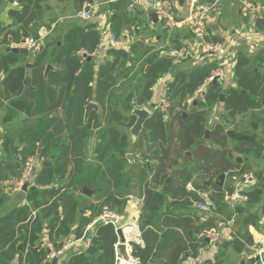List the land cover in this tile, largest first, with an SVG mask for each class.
Returning a JSON list of instances; mask_svg holds the SVG:
<instances>
[{
    "label": "trees",
    "instance_id": "1",
    "mask_svg": "<svg viewBox=\"0 0 264 264\" xmlns=\"http://www.w3.org/2000/svg\"><path fill=\"white\" fill-rule=\"evenodd\" d=\"M12 1L18 2V7L8 10V14L13 18L12 23L8 26L0 24V30L15 26L16 29L10 31L15 41H18L20 36L34 35L36 37L40 24L39 19L44 12L43 1L45 0ZM56 1L67 4L71 9L70 17L65 23L56 22L53 28L56 35H48L44 38V51L29 67L27 66L32 71L30 82H33L36 88L28 90L26 96H23V89L27 67L26 65L17 66L25 60L27 64L26 56L13 51L0 53V69L4 72V79L0 81V85L8 99L7 114L2 121H9L19 112H25L30 116L38 113L48 116L47 114L58 107L63 108L65 113L64 120L60 116L48 118L45 121L39 120L33 128L22 129L19 134L18 139L24 144L19 156L21 165L35 153L38 142L42 143L40 158L53 160L49 163L47 162L49 159H46L38 168L36 166L34 180L28 183L25 189L26 202L13 206L0 214V264H11L15 259H17V264H45L42 262L45 251L36 246V240L39 238L37 233L43 227L48 229L49 237L53 240L60 235L70 233H73L75 238H79L83 235L85 227L100 216L103 207L111 211L124 205V198L131 194L129 170L125 166L126 160L123 154L129 144V136L125 132L121 133L115 124L129 128L134 123L135 116L131 114L133 104H147L152 96L151 88L169 69H173L172 78L168 82L169 95L173 92L181 101L194 95L214 67V64L209 62L174 69L171 57L159 56L157 53L147 54L144 68L140 73L141 87L138 96L134 97L132 93H128L123 101L118 103L113 100V90L119 78H125L138 61L135 53L110 48L107 50V58L103 61L97 63L93 57L88 60L87 57L98 46L100 32L96 28V22L77 19L75 16L86 1L92 0ZM129 5L130 0H107L105 11H111L108 24L116 36H120L123 30L136 24L135 15L128 9ZM141 25L144 26L142 21ZM0 43L9 45L10 40L4 36ZM81 49L86 51L85 58L77 53ZM148 51L151 50L147 49L145 52ZM134 52H136L135 47ZM256 60L264 63V52L259 54ZM253 62L240 51L234 74L236 86L222 89L218 82L208 84L200 98L196 99L202 110H191L183 118V110L175 113L173 109L175 104H173L169 108V113H173L172 120L165 119L166 112L159 109L153 110L146 120L144 138L152 144L158 142L163 157L159 159L158 166L149 181V183L152 182V186L161 185L162 187L156 189V187L149 186V183H145L143 189L140 185L143 190H141L143 205L139 227L145 245L141 247L131 241L130 246L132 254L138 257L142 264L149 262L181 264L183 255L189 253V248L193 250L191 254H195L197 242L193 236L194 233L213 226L209 219L199 223V218L195 215L171 211L168 207L180 206L186 209L191 201L202 200L197 193L188 192L185 189V184L190 180L192 173L215 169L214 175L216 176L241 166L237 161L232 165L224 148L212 153L211 145H207L203 138L208 109L219 102L221 93L225 95L222 109L225 111L226 118H232L249 109L264 108V73H255L251 68ZM46 64L55 65L57 69L47 71L44 76ZM146 66L148 69L145 68ZM90 100L99 105L100 112L92 110L84 122L83 112ZM45 101H49L47 105ZM119 104L121 109L128 114H124L119 109ZM176 119L181 122V125L177 132L173 133L172 124ZM104 121L106 128L94 151L96 160L87 162V138L91 134L89 130L100 127ZM50 128L55 131H51ZM66 128L69 129L71 142L64 144L62 148L59 146L60 134ZM223 130L224 126L221 122H215L212 125L210 131L212 144L219 143L224 146ZM173 137L178 140L179 150L177 151L172 147ZM5 140L3 143H8V139L5 138ZM139 144L140 140L133 145V148L140 146ZM236 149L244 153L252 151L259 156L262 145L260 140L247 137L238 141ZM180 150L189 151L190 155H186L180 161L178 158ZM12 151L15 154L18 153L17 149ZM173 153L177 159H173ZM168 161L180 162L181 168L168 174L166 172L169 166ZM70 164H73V170L70 169L65 179ZM246 166L242 165L240 171L243 172ZM150 168L144 166L141 179H147V172ZM20 171L21 169L16 173L12 166L0 164V195L3 188L1 181L12 176H19ZM257 176L259 177L260 173H257ZM121 180L125 182L123 188H121ZM83 183L87 188L94 190L95 202L82 203L75 197L74 192L80 190ZM54 184L57 186L54 187ZM195 187L201 191L209 189L212 191L213 189L214 193L210 194V199L222 215L228 216L229 204L223 203V188L212 182L208 187L206 185ZM263 189L264 184L259 185L258 183L248 191L247 203L238 204L235 212L241 214L245 208L251 209L261 203ZM2 198L3 195L0 197V204ZM59 204L62 205L63 218L54 214ZM260 207V213L248 210V214L243 217V227L235 229L232 240L218 242L220 257L225 254L223 250L225 247L230 246L240 252L246 244H253V238L247 226L257 224L261 216H264V201ZM34 210L36 213L32 217L31 213ZM86 211H89L88 215H85ZM157 221L181 227L186 237L175 229H166L159 236L153 229H158L155 223ZM118 227L117 222L98 218L92 226V231H88L85 235L90 240L89 246L79 253L72 254L68 264H114L115 244L118 242L116 228ZM164 251L167 252L166 259L159 263L157 257Z\"/></svg>",
    "mask_w": 264,
    "mask_h": 264
},
{
    "label": "crops",
    "instance_id": "2",
    "mask_svg": "<svg viewBox=\"0 0 264 264\" xmlns=\"http://www.w3.org/2000/svg\"><path fill=\"white\" fill-rule=\"evenodd\" d=\"M155 1L156 0H130V5L128 6V9L135 15V16L134 15L133 16L135 17L136 24L134 26H131L130 28H127V29L122 31L121 35L118 37L124 38L123 40H124L125 44L123 45V47H119V48H115V49H123L126 51H133V53H135V54L138 53V61L140 59H142L144 56H148L150 54L149 51L145 52L147 49L145 51H143L140 48L139 50H141V51H139V50L137 51V48H136L137 46H135V45L133 46L132 44H131V46L129 45V41H128V37H129L128 33L129 32L128 31L132 30L133 28H135V30L138 31L140 29L141 30H145L147 28L156 29L158 27L165 30V28L162 25V22L159 19L157 22H153L149 18V13L152 12V11H150V7ZM249 1L256 4L257 6H259V10L254 11V13L256 14L255 19L250 17L249 15L247 17L243 16L242 5L240 3V0H200L201 3L208 4V5L212 6V8L209 11H207V13L205 14V21H206L205 22L206 26H205V30H204L205 31V39L213 40V41H224V43H225L226 37H227V39H229L232 42L231 44L228 43L227 46H225V47L226 48L228 47V49L230 51V56H232L233 64L231 65V67H232L231 72L233 73V75H230L229 77L223 78L222 79L223 81H221V79L217 80V82L219 83V85L222 89H226L227 87H230V86H233V87L236 86V83L234 81V79H235L234 74H235V66L237 63L238 54L240 51H242L243 54L248 56L251 61H254L252 63L251 68L255 73H258V74L264 73V63L260 62L258 60L255 61V58L257 57V59H258V55L261 54L262 52H264V0H249ZM57 3H60V2H57ZM17 5H18L17 1L11 2V0H0V24H2L4 26L11 25L13 18L8 14V10L11 8L18 7ZM178 5H179L178 6V9H179L178 17H180V18L185 17L186 16L185 14H188V11H189L187 1L183 0L182 2H180L178 0ZM99 6H100V4H99ZM45 9H49V8L48 7L44 8L43 15L39 20L42 21L43 18L46 16V19H45L46 24H42L40 22L38 30L36 32V37L34 35L28 36V37L20 36V39L18 41H15L10 34L11 30L16 29L15 26H9L8 28H6L3 31L0 30V40H2L4 36H7L8 39L10 40L9 45L0 43V53L5 52L6 48L8 46H11V47L17 46L19 43L22 42V39H26V38H33L34 40L35 39L36 40L42 39L44 42V38H46L48 35L51 34V32H53V28L55 27V24H56L55 21L51 20V19H53V18H51L52 16H50L49 15L50 13L46 12ZM105 10H106L105 6L99 8L97 13L88 21L96 22L97 23L96 28H98V26H100V22H101V15H102V13H104L105 19L107 20V23H108V19H109L110 14H108V11L106 12ZM141 21H142L144 26L141 25ZM245 22L248 23V25H249V23L252 24V27H253L252 38L249 37L247 39L246 37L248 35H246L245 33L242 32L243 31V25ZM20 35H22L21 32H20ZM99 37H101V35ZM155 37H156L157 41L164 43V48H165V45L168 41V34L166 33L165 39H164V36L160 35V34L156 35ZM171 37H172V39H171L172 43H174L173 45L175 47L186 46V47H189L190 49H192V52L189 55V57H187L185 59H171L172 60V66L174 69H175L174 65L176 64V62L178 63L181 61H185V62L190 61V63L188 64L187 67L198 66L197 64H199V65L205 64V63L201 62V60H199L200 58L198 60L192 58L194 52H200V51H198L196 49V47H198V46L195 45V41H197L198 38L195 35V33H193L189 29V27L187 25L174 29V32L172 33ZM98 45H99V43H98ZM134 47H135L136 52H134ZM163 49L160 50V53L162 54V56H167L165 53H162ZM29 50H31V49H29ZM95 50H96V53L93 55V57L103 61L104 60L103 58L104 57L106 58V56H107V51H104L103 49L99 48L98 46ZM166 51H167V49H166ZM104 52H105V55L103 54ZM167 57H169V56H167ZM26 59L29 60L27 56H26ZM25 61L20 62V63H25ZM48 65H50V64H48ZM53 66H55V65H51V68L47 69V64H46L45 70H44V76H46L47 71L57 69L56 67H53ZM26 67H27V65H26ZM28 67L26 68V70H27V77H29V89L28 90H30L31 88L35 89L36 87L33 84V82H30L31 78H32V71ZM145 68L148 69V66H146ZM184 68H186V67H184ZM171 71L173 72V69H169V71H167L160 78H158L156 83L151 88V91H152L151 99L147 104H145L148 108L151 109V112H150L151 114H152L153 110H155V109H152V105H153V103L157 102V100L159 98V94L161 93V91L163 89V81L169 82L172 78L173 74ZM165 75H167V76H165ZM127 76H129V73L127 74ZM3 79H4V72H3V70L0 69V81ZM221 94H223V93H221ZM196 95H198V94H196V91H195V93L192 97H189V98L181 100V101L177 97L175 98V99H177V101H174L172 98L173 104H176V102L183 103L182 107H180V110H175V107H174V112L176 113L177 111L183 110V118H184L188 113H190L191 110H202V108L199 107L197 104L198 100H196V98H195ZM199 96H201V95H199ZM224 98H225V95H224ZM223 100L224 99L220 98L219 102L214 104L211 109L207 108L209 112H208L207 123H206L205 128H206V130L209 131L208 132L209 137L204 136L203 139L205 140V143L207 145H211L210 147H211L212 153H215V151L217 149L224 148L227 151L226 156H227V158L230 159V161L232 162V165L234 164V162L237 161L238 163H240L241 166L243 165L245 167L247 165L245 163V158L244 157L241 159H240V157L233 158L230 149H228V134L226 133L228 128L225 129V125H227V123H229V122L233 123L234 117H239L240 115H246V114H251L252 116H254L253 115L254 113H256L258 110L264 111V108L258 107V108L249 109L246 112L236 114L232 118H230V117L226 118L225 117V111L222 109ZM121 101H122V99H121ZM121 101H119V103H121ZM48 102H46V105ZM89 102H91V100ZM92 102H95V101H92ZM7 106H8V99L5 96V93L3 91V87L0 85V164L3 166H12V168L15 169V171L17 173L20 169L22 170V167H23V164L21 165V163L19 161V156H20L21 150L24 146V144L22 142H20V140L18 139L19 134L21 133V130L22 129L27 130V129L33 128L36 125V122H38L39 120L45 121L48 118L59 117V116L62 117V119L64 120L65 119V113H64L63 108H59V107L56 108L54 111L50 112L49 114H47L48 116H45L42 113H38L34 116H30V115L26 114L25 112H19L12 119H10L7 122H4V121H2V119L7 114V110H8ZM137 106L140 107L143 105H137ZM118 107H120V106H118ZM119 109H121V107ZM99 110H100V107L97 111L100 112ZM121 111L124 114H128V112L123 111L122 109H121ZM216 112H218L219 117L214 116V115H216L215 114ZM168 114L170 116L167 117L165 114V119L168 118L167 120H172V114L173 113L171 114L168 112ZM88 116L85 115V109H84V112H83L84 122L87 120ZM263 119H264V117L263 118L259 117V118H257V121L262 123ZM175 122H177V126H174ZM215 122H221L224 126V130H223V134H225L224 146H222L219 143L212 144L210 142V131H211L212 125ZM24 123H32V124H34V126L28 127V128H23ZM180 125H181V122H179L176 119L172 124V127H173L172 132L176 133L177 129ZM115 126L117 127L118 125L115 124ZM235 127H238V125H236ZM105 128H106V122L104 121L100 127L93 128L92 130H89V132L91 134L88 136L87 140L89 141L91 138H94V135H96L97 134L96 132H98L97 140H96L97 144H98L99 138L103 135V131L105 130ZM263 129H264V127H263ZM47 130H49V129H47ZM50 130L53 131V128H50ZM236 130L241 133L240 130H238V129H236ZM54 131H55V129H54ZM141 132H143L142 135H140V133H139V137L136 140H131L129 138V142L132 144V146L140 140V144H139L140 146H138L136 148H132L131 149L132 151L130 153L139 151L143 155V157L147 159L148 162L144 165H140L138 162H136L134 159H132V157L130 156V153H126V155H125L126 159L125 160L129 164H133V165L135 164L136 165V167H137L136 172H135L136 174L139 173L140 168H141V173L144 172L143 171L144 166L145 167L147 166L148 168L151 167L152 169L150 168V170L147 172L148 173L147 179H141V176L137 178L135 175H133L131 173L132 170L130 169V167L127 166V163L125 164L126 168H128V170H129V176H130L129 183H130V187H131V191H130L131 194H129L128 196H126L124 198L125 199L124 205L119 206V207L111 210V212L115 215V217L111 221H113L114 223L117 222L119 224V227L122 228L123 233H124L126 227H128V226L133 228L132 230H130L129 233H127V235L124 233L127 245H130V242L133 241V242L139 244L141 247H143L145 245V243L142 239L141 230L139 227L140 226V213H141L142 205H143V198L141 196V190H142V188L144 189L145 183H149V181H150L149 177H151L153 175L155 168H157L158 163H159V159L161 157H163V152H162L161 148L159 147V145L157 144L158 142L156 143L157 145L152 144L150 141H147L144 138V133H146L145 128ZM121 133H123V132H121ZM60 136H61V141H60V145H59L60 147L63 148L64 144H68L71 142L70 133H69L68 128L63 129ZM142 136H143V138H142ZM21 137H22V135H21ZM247 137L249 139H252L251 133L248 130H245V131H243V135H241V137L237 138V141H240L241 138H247ZM5 138L8 139V143H6V144L3 143ZM143 140H145V142L142 143ZM258 140H260V144L262 145V139H258ZM97 144H95L94 151H95ZM87 145H88V143H87ZM237 145H238V142L235 143V146H237ZM172 147L174 149H176V151L179 150L178 149L179 148L178 140L175 137H173ZM41 148H42V143L38 142L36 145L35 153L32 156H30V157H33L34 160L36 161L37 168H38V166L41 165V162L45 161L46 159H50V158L44 159V157L40 158ZM13 149H17L18 153L15 154L12 151ZM38 149H40L39 159H36V155L38 154ZM262 150H263V145H262ZM235 151L240 152L237 149H235ZM181 153H184L185 156L190 155L189 151L180 150L179 151L180 156H178V158L182 157ZM240 153H244V152H240ZM248 153H250L251 155H253L255 157L260 156V155L256 156L252 151L248 152ZM248 153H246V154H248ZM261 153H262V151H261ZM86 154H87L86 161L87 162L91 161L88 158L87 149H86ZM173 154H174L173 159H177L175 156V153H173ZM95 156H96V154H95ZM154 158L156 160V163L152 165L151 159L153 160ZM93 161H95V160H93ZM47 162L50 163V161H47ZM167 163L169 164V166H167V169H166V172L168 174H169L168 171H170L173 168L176 170L181 168V165H179L180 162L176 161V162L170 163V161H168ZM133 165H130L131 168L134 167ZM178 165H179V167H177ZM139 166H141V167H139ZM246 167L249 168L248 165ZM72 168H73V164H70V166H68V168H67L65 179L68 177L69 171ZM174 169L171 173L174 172ZM214 171H215V169H211L210 171H207V172L205 171V173L212 172V174H210V176H208V178L204 179L202 185H206L208 187L209 185H211V182L215 183V179L218 175L215 176ZM258 173H260V176L258 177L259 178L258 183H259V185H262L264 183L261 184L260 181L263 179V177H262L263 175L261 172H258ZM13 177H16V176H12L8 179H11ZM175 178H177V176H175ZM232 179H235L234 176L227 174L224 176L223 185L222 186L218 185V186L223 188L222 190H225L227 187H231L233 185V183L231 182ZM122 180H121V188H123L125 186V182ZM167 181H169V178H167ZM135 183H137V185H135ZM151 184H152V182H150L148 185L151 186L152 188L156 187V189H160L162 187L161 185L152 186ZM186 184L192 186L191 178ZM186 184H185V189H186ZM84 185H86V184L83 183L81 189L74 192L75 197L78 198L82 203L87 202L89 200L88 198L89 197L91 198L92 195L94 196V194H95V192L92 188H88L92 192L91 195L85 194L83 192ZM140 185H142V188H140ZM196 185L197 184H194V188H193V186L191 188L187 187L186 190L188 192H190L192 190L193 192L197 193V195L199 194V192H204V191H201L200 189H196V187H195ZM202 185H200V186H202ZM27 186H26V188H27ZM56 186H57V184H54V187H56ZM26 188H22L20 191H16V193H14V195H12V196H10V194L7 195V194L3 193L1 190L0 197H2L3 194L4 195L2 198L3 200L0 204V214L4 213L5 211H7L9 208H11L13 206L24 204L26 202V198H25V189ZM68 192H70V190ZM212 192H213V189H212ZM225 202H226V204H229V207L227 208L228 209L227 210L228 216L224 215L225 216L224 219L227 220V224L224 227H221L220 225H218V226L214 225V223H213L214 219L212 218V216L215 215V214H213L214 209L212 211H210L209 213H207V216H205L204 211L192 209L189 207L188 204H187L186 209L185 208L183 209L180 206H170L168 208H169V210L175 211V212L191 213V214L195 215V217L199 218V220H198L199 223H202L203 221H206L207 219H209L213 223V226L211 228H220L222 230L223 237L219 241H223V240L230 241L233 239L232 238L233 233L235 232V229L233 228L234 225H232L234 223V216H232V215H234L233 213H237V212H235V207L238 204L244 205L247 202H245V203L244 202L231 203V202H227V201H225ZM225 202H223V203H225ZM234 204H236V205H234ZM259 204L260 203L256 204L251 209L245 208L242 211V213L240 214V216H241L240 223H239L237 228L243 227V217L248 214V212H249L248 210L255 211V212L258 211L259 213L261 212V207H260L261 204L260 205ZM230 209H233V211H231ZM186 210H188V212ZM32 213H34V214H32ZM32 213H31V215L33 217V216H35L36 211L34 210V211H32ZM54 214L60 215L61 216L60 218H63V211H62V205L61 204H59L58 208L54 211ZM88 214H89V211H86L85 215H88ZM218 214H221V213L219 212ZM98 217L93 219V221L85 227L83 235L79 238H75L74 234L70 233L68 235H60V237L53 240V239H50V237H49L48 229L46 227H43L42 230L37 233L39 238L36 240V246H38L39 249L43 250V248L41 247V244L44 240H51L56 245V247H60L65 241H69L70 245H69L67 251L61 257L56 258L53 261V264H68L69 258L72 254L79 253V252L85 250L89 246L90 240H89V238L87 239L85 235L88 231H92V226L97 221ZM155 223H156L158 229L153 228V226H151V227L156 231V233L159 236H161L163 234L164 230H166V229H175L183 237H186V233L184 234L182 232L181 227H176V226H173L172 224H162L160 221H157ZM257 229L261 230V232H259ZM247 230H248L249 234L252 235L253 243H254V240H256L259 242V244L264 245V216L263 215L258 220L257 224H249L247 226ZM134 231H136L138 234L137 233L135 234ZM197 233H199V232H197ZM197 233H194V235H193L196 242H197L195 254H191V253H193V250L189 248V253H185L183 255L181 264H218L219 262H221V261H215L216 259H221V258H224V256H225V254L221 257L219 256V251H220L219 245H218L219 241L215 242L214 245H212L211 243H208L207 241L201 242L198 239H196ZM255 234L258 235V238L255 237ZM129 235L134 236V238H129L128 237ZM118 242H119V239H118ZM118 242H117V244H118ZM169 242H171V241H169ZM19 244H20V249H21L22 240L19 242ZM247 246L249 247L250 245L246 244L240 252H237L235 249H233L229 246L231 248V250H233L236 254H231V262L230 263H228V261L224 259V261H222V263H220V264H235L236 260H237L236 264H242L241 263L242 261L245 262L244 264H256V262L259 263V260L255 261L254 263H246L249 257H255L256 256V255L253 256L252 250H250V254L247 255V252L244 250L245 247H247ZM242 252H244L245 255H244V253L242 254ZM24 253L26 254V251H24ZM166 253L167 252L164 251L162 253V255L157 257V261L159 263L165 261ZM44 257H45V255H44ZM44 257L42 259L43 263H44ZM263 259H264V257H263ZM180 260H181V258H180ZM11 264H17V259L13 260L11 262ZM147 264H154V263L149 262Z\"/></svg>",
    "mask_w": 264,
    "mask_h": 264
},
{
    "label": "built area",
    "instance_id": "3",
    "mask_svg": "<svg viewBox=\"0 0 264 264\" xmlns=\"http://www.w3.org/2000/svg\"><path fill=\"white\" fill-rule=\"evenodd\" d=\"M188 3L189 11L185 17H178V0H156L150 7V11L154 12L157 18L162 22L163 27L168 34V41L165 45V48L162 50V53H165L167 56L172 59H185L189 57L192 52V49L186 46L175 47L172 43V33L176 28L183 26H188L189 29L195 33L197 38H201L199 41L198 49L201 52L199 57L203 63H213L214 67L212 68L210 74L204 79L203 83L197 88L196 94L201 95L206 86L210 84L213 79H223L233 75L231 72V65L233 64L232 56H230V51L228 47L224 46V41H213L205 39V14L209 11L212 6L208 4L201 3L200 0H186ZM242 5V14L243 16H250L256 18L254 11L259 10V6L250 2L249 0H240ZM99 2L97 0L86 1L83 4V7L80 11L77 12V15L83 19H91L99 10ZM107 12V11H106ZM108 14L111 15V12L108 10ZM100 32V40L98 47L107 51L110 48H119L123 47L125 44L122 37L116 36L110 29L107 20L105 19L104 13L101 15L100 26L97 28ZM37 40L33 38H26L24 42H21L17 47H26L32 49L36 46ZM167 49V51H166ZM82 58L86 57V51L81 49L77 52ZM96 50L90 54L94 55ZM105 55V52L103 53ZM204 54L209 55L210 59L205 61ZM225 58V60H221ZM198 60V59H197ZM167 76V75H165ZM170 87L168 82L163 81V89L159 94L157 102L153 103L152 109H159L164 111L167 103V98H169ZM142 107L146 108L149 112L151 109L146 105ZM132 159L138 162L140 165L146 164L148 161L143 155L138 151L130 153ZM36 161L33 157H29L23 164L22 170L20 171L19 176L13 177L11 179H5L1 181L3 187L7 190L11 189V186L14 185V190H21L24 185L32 183L34 180V175L36 173ZM229 172H224L227 175ZM259 182V178L256 173L252 170H247L241 173V178L238 179L231 187L223 190L224 200L231 203L247 202L248 195L247 192L254 188ZM212 191L199 192V195L202 196L201 201H191L189 207L199 211H211L214 209L215 205L210 199V194ZM34 214V213H32ZM110 216L114 218L115 215L107 208L103 207L102 213L98 217L101 220L105 221V217ZM133 228L126 227L124 233L130 232ZM135 234L137 233L134 231ZM138 234V233H137ZM223 237L222 230L220 228H209L204 229L197 233L196 239L201 242L207 241L212 245L215 242L219 241ZM70 243L65 241L60 247L56 245L51 240H44L41 244V247L45 251L44 263L53 264V261L56 258L61 257L68 249ZM250 250L255 251L254 255L260 257L259 263L264 264L263 254H264V245L259 244L258 241L254 240V243L249 246ZM126 257H124L119 250L117 249V243L115 244V263L114 264H142L140 259L132 254V248L130 245L126 246Z\"/></svg>",
    "mask_w": 264,
    "mask_h": 264
},
{
    "label": "rangeland",
    "instance_id": "4",
    "mask_svg": "<svg viewBox=\"0 0 264 264\" xmlns=\"http://www.w3.org/2000/svg\"><path fill=\"white\" fill-rule=\"evenodd\" d=\"M99 3H100V7H104L106 6V3H107V0H97ZM58 1L56 0H45L43 1L44 3V8H49V9H45L46 12L50 13L49 15L52 16L51 19L52 21H55V22H63L65 23L66 20L69 19L70 17V12H71V9L68 8L67 4L66 3H57ZM187 15V14H185ZM75 18L77 19H83L81 17H79L78 15L75 16ZM45 19H46V16L43 18L42 21H40L42 24H46L45 22ZM86 20V19H84ZM47 21V20H46ZM88 21V19H87ZM162 28H156V29H150V28H147L145 30H138L136 31L135 28H133L132 30L128 31V41H129V45L131 46V44L134 46H137V51L141 48V50L145 51L146 49H150V53H157L159 56H162V54L160 53V50L164 48V43L163 42H159L157 41L156 39V35H163L164 36V39H165V35H166V30H161ZM174 32V30H173ZM243 33H245L246 35H248L246 38L248 39L249 37L252 38V33H253V27H252V24L249 23H244L243 25ZM248 33V34H247ZM50 35H56V33L53 31L51 32ZM124 39V38H123ZM201 40V38L198 37V40L195 41V45L199 46V41ZM231 44L232 42L227 39L226 37V41L224 44V46H227V44ZM143 48V49H142ZM196 49L198 51H200L198 49V47H196ZM139 50V51H141ZM95 51V50H94ZM93 53V52H92ZM150 55V54H149ZM136 58L138 59V53L135 54ZM201 56V52H194L193 53V59H199V57ZM93 57V55L91 56ZM94 60L99 63L101 60L100 59H97L95 57H93ZM107 58V56H106ZM147 58V56H144L142 59H140L139 61H137L134 65V67L132 68V70H129V76L125 77V79L123 78H119L118 80V83L117 85L115 86L114 90H113V93H114V96H113V100L114 101H123L124 99V96H126L128 93H132L135 96H137L139 94V91H140V87H141V79H140V73L141 71L143 70L144 68V65H145V59ZM105 59V57L103 58ZM210 59V56L209 55H206L204 54V60L207 61ZM221 60H225V58H221ZM195 61V60H194ZM190 63L189 62H185V61H181V62H176V64L174 65L175 68H180V67H187L188 64ZM199 65V64H197ZM53 67H56V66H53ZM57 68V67H56ZM177 96L175 95V93H171V95H169V98H167V103L164 109V112H166V116L169 117L170 115L168 114L169 112V108L172 106L173 104V100L174 101H177V99H175ZM199 94L195 96V98H199ZM173 98V100H172ZM182 104L183 103H178L176 102V104L174 105L175 106V110H180V107H182ZM134 106H137L136 104H133ZM120 106V104H119ZM177 106V107H176ZM174 109V108H173ZM216 115L214 116H217L219 117V114L218 112L215 113ZM254 116H252L251 114H246V115H240L239 117H234L233 118V123L232 122H229L227 123V125H225V129L228 128V130L226 131V133L228 134V149H230L231 153H232V156L233 158L235 157H240L241 158H245V163L249 166V168H246L244 171H247V170H252L256 173L258 172H261L262 173V177L263 179L260 181L261 184L264 183V122L262 121V123L258 122L257 121V118L259 117H264V111L262 110H258L256 113L253 114ZM168 119V118H167ZM217 121V120H216ZM250 121V122H249ZM236 125H238V127H235ZM174 126H177V122H175ZM118 129L121 131V132H125L126 134H128L129 136V128L128 127H125L123 125H118L117 126ZM236 129L240 130L241 133L239 131H237ZM245 130H248L250 133H251V136L254 137V138H257V139H262V145H263V150H262V153L259 157H255L253 155H251L250 153L246 154V153H240V152H237L235 151L236 149V146H235V143H237V138L241 137V135H243V131ZM98 134V132H96ZM143 132H140V135H142ZM97 134L94 135V138H91L89 141L87 140V153H88V158L89 160L93 161V160H96V156H95V153H94V147H95V144H97ZM130 138V136H129ZM143 138V136H142ZM145 142V140L142 141V143ZM133 148L132 144L129 142V144L127 145V147L125 148L124 150V157L126 155V153H130ZM250 154V155H249ZM181 156L180 157V161L181 159H183L185 157V154L184 153H181ZM248 156V157H247ZM247 158V159H246ZM126 159V158H125ZM49 161H52V159H49ZM151 162H152V165L156 163V160L155 158L152 160L151 159ZM127 163V162H126ZM171 163V161H170ZM130 165H133V164H129L127 163V166L130 167V169L132 170V174L135 175L137 178L141 176V168L139 169V173L136 174V165L134 164L131 168ZM180 165V163H179ZM179 165L177 167H179ZM141 167V166H139ZM176 167V168H177ZM241 167V166H240ZM240 167H236L234 170H232L231 172H229L228 174L234 176L235 179H232L231 182L234 184L235 182L238 181V179L241 178V173H243L242 171H240ZM174 169V168H173ZM173 169H171L169 172V174L173 171ZM176 169H174L175 171ZM261 170V171H260ZM213 172V171H212ZM212 172L210 173H205V172H194L192 173V176H191V184L194 188V184H197V185H202L203 184V181L205 178H208V176H210V174H212ZM228 172V171H227ZM149 179H151V177H149ZM135 185H137V183H135ZM186 184V189L187 187L188 188H191L192 186ZM11 186V189L10 190H7L5 187H1L2 188V192L5 193V194H10V196L14 195V193H16V191L13 189L14 188V185H9ZM137 189V188H136ZM211 191V189H209ZM209 190H205V191H209ZM17 191H20V190H17ZM192 191V190H191ZM212 194L214 192H211ZM4 195V194H3ZM199 195V194H198ZM200 196V195H199ZM202 197V196H200ZM89 202H95L96 199H95V196L92 195L91 198H88ZM264 201V190H263V196H262V201L261 203ZM223 202H225L223 200ZM226 203V202H225ZM260 203V204H261ZM259 204V205H260ZM236 205V204H234ZM231 211H233V209H230ZM212 211V210H211ZM218 211V207L215 206L214 207V210H213V214H215L214 216H212V218L214 219V225L215 226H218L220 225L221 227H224L226 224H227V220L224 219V215L222 214H218L219 211ZM205 213V216H207V213H209L210 211H204ZM234 215V223L232 225L234 229H236L240 223V214L238 213H233ZM223 216V217H222ZM130 227V226H128ZM257 228V227H256ZM259 232H261V230L257 229ZM129 238H134V236H128ZM255 237L258 238V235L255 234ZM224 250V253H225V256L224 258H221V259H216L215 261H221L220 263H222V261L227 260L228 263L231 262V254H236L233 250H231L230 247H225L223 248ZM244 252H242L243 254ZM252 253H253V256L255 254V251L252 250ZM241 254V255H242ZM245 255V253H244ZM239 256V255H238ZM264 257V254L263 256ZM235 263V262H234ZM236 263H237V260H236ZM235 263V264H236ZM256 264H259L256 262Z\"/></svg>",
    "mask_w": 264,
    "mask_h": 264
},
{
    "label": "water",
    "instance_id": "5",
    "mask_svg": "<svg viewBox=\"0 0 264 264\" xmlns=\"http://www.w3.org/2000/svg\"><path fill=\"white\" fill-rule=\"evenodd\" d=\"M180 2H182L183 0H179ZM149 18L153 21V22H157L158 21V18L156 16V14L154 12H151L149 13ZM25 39H22V42H24ZM45 49V44L43 42L42 39H39L37 40V44L36 46L29 50L28 48L26 47H11V46H8L6 48V51H13L15 53H22L24 55H26L28 57V62L27 64L25 63H19L17 66H30L35 58L38 57V55L40 53H42ZM88 60L91 59V56H88L87 57ZM51 68V65H47V69H50ZM221 81H223L221 79ZM217 82V79H213V81L211 82L212 84L213 83H216ZM29 89V77H26V80H25V87H24V90H23V96H26L27 94V91ZM220 98L221 99H224V94H220ZM99 109V106L97 103L95 102H89L86 107H85V115L88 116L89 113L91 112V110H95L97 111ZM131 114L135 116V121L134 123L129 127V135H130V139L131 140H136L138 137H139V133L144 129V124L146 122V120L150 117L151 113L144 107L142 106H134L132 108V111H131ZM185 114V113H184ZM34 126V124L32 123H24L23 124V128H28V127H32ZM208 130L205 131V137H209L208 136ZM39 153H40V149H38V154L36 155V159H39ZM240 160V159H239ZM224 176L225 174L224 173H220L216 179H215V183L219 186H222L223 185V180H224ZM27 185H24L23 188H26ZM83 192L87 195H91L92 192L90 189H88L86 187V185H84V188H83ZM113 220V218H111L110 216H106L105 217V221H111ZM116 232H117V235H118V239H119V242L117 244V249L119 250V252L124 256L126 257V246H127V243H126V239H125V236H124V233H123V230L121 227H118L116 229ZM246 252H247V255L250 254V248L247 246L245 247L244 249ZM260 259V257L257 255L255 257H249L247 262L246 263H254L255 261H258ZM242 264H244L245 262L242 261L241 262Z\"/></svg>",
    "mask_w": 264,
    "mask_h": 264
},
{
    "label": "flooded vegetation",
    "instance_id": "6",
    "mask_svg": "<svg viewBox=\"0 0 264 264\" xmlns=\"http://www.w3.org/2000/svg\"><path fill=\"white\" fill-rule=\"evenodd\" d=\"M210 84H211V83H210ZM207 86H208V85H207ZM207 86H206V87H207ZM205 89H206V88H205ZM202 94H203V93H202Z\"/></svg>",
    "mask_w": 264,
    "mask_h": 264
}]
</instances>
